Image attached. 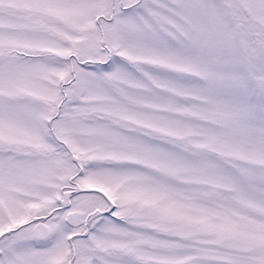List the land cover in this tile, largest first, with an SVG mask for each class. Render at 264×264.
I'll return each mask as SVG.
<instances>
[{
  "label": "snow or ice",
  "instance_id": "snow-or-ice-1",
  "mask_svg": "<svg viewBox=\"0 0 264 264\" xmlns=\"http://www.w3.org/2000/svg\"><path fill=\"white\" fill-rule=\"evenodd\" d=\"M0 264H264V0H0Z\"/></svg>",
  "mask_w": 264,
  "mask_h": 264
}]
</instances>
